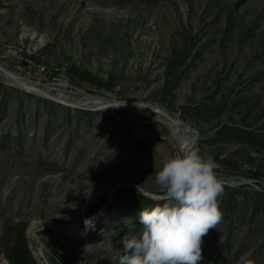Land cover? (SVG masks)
<instances>
[{"label":"rangeland","instance_id":"rangeland-1","mask_svg":"<svg viewBox=\"0 0 264 264\" xmlns=\"http://www.w3.org/2000/svg\"><path fill=\"white\" fill-rule=\"evenodd\" d=\"M189 148L223 187L198 264H264V0H0V264L21 222L27 264H118Z\"/></svg>","mask_w":264,"mask_h":264},{"label":"clouds","instance_id":"clouds-1","mask_svg":"<svg viewBox=\"0 0 264 264\" xmlns=\"http://www.w3.org/2000/svg\"><path fill=\"white\" fill-rule=\"evenodd\" d=\"M218 167L213 158L189 148L155 168L154 184L163 202L143 208L139 232L122 236L118 264H198L203 237L222 219Z\"/></svg>","mask_w":264,"mask_h":264},{"label":"trees","instance_id":"trees-1","mask_svg":"<svg viewBox=\"0 0 264 264\" xmlns=\"http://www.w3.org/2000/svg\"><path fill=\"white\" fill-rule=\"evenodd\" d=\"M25 228V223L21 222L17 224L15 236L5 250L6 258L11 264H27L28 261H31L24 237Z\"/></svg>","mask_w":264,"mask_h":264}]
</instances>
